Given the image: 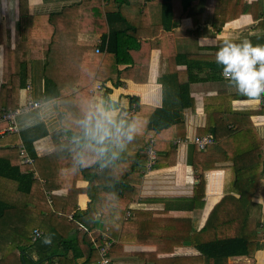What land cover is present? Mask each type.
Here are the masks:
<instances>
[{
	"label": "crops",
	"instance_id": "0c3cea01",
	"mask_svg": "<svg viewBox=\"0 0 264 264\" xmlns=\"http://www.w3.org/2000/svg\"><path fill=\"white\" fill-rule=\"evenodd\" d=\"M79 1L0 0V78L4 45L12 50L16 44L19 2L25 8L24 17L50 12L59 18L75 16L76 21L82 23L79 29L85 31V20L76 14L80 10L76 5ZM253 1L256 0H195L190 11L181 16L182 4L179 0H172L171 30L174 34L170 41L174 56L168 61L160 48L151 49L146 81L139 83L121 79L118 86H113L109 81L105 84L97 81L103 85V89L91 91L94 89L92 86L88 90V94H91L88 103L80 105L70 103L72 91L59 93L58 97L66 100L71 112L80 116L78 122L86 126L88 140L98 145L102 153L113 152L114 174L117 176L129 170L136 153L148 139L157 141L152 136L153 130L147 127L148 117L154 109L164 105L170 111H177L181 120L171 129V134H176L171 138V143L175 144V162L172 166L161 168L155 164L145 172L144 161L128 176L133 188L132 196L118 197V189L95 191L98 200L93 203L94 208L79 219L73 218V213L86 210L90 197L87 180L75 178V141L67 137L63 142L64 137L60 132L64 131L61 122L64 113L55 106L56 98L44 99L43 79L37 73L44 59L31 58L26 42L18 41L16 58L26 64L25 86L29 83L30 90L27 91L25 86L19 88L16 105L8 104L6 108H14L24 102L27 92L43 101L40 108L16 118L18 134L0 132V156H6L13 163L19 162L16 148L23 145L20 132L23 134V131L35 128L34 133H45L33 140V163L25 168L32 172L36 181L30 192L22 194L11 181H0V199L9 206L0 218V264H11L1 251L7 242L22 232L21 225L26 217L40 221L28 232L30 243L34 241L31 239L33 228L43 233L41 237L49 230L55 234L50 238L47 236L46 240L50 243L41 241L36 247L26 245L23 240L16 243L14 253L29 255L28 259L35 261L34 264H100L96 246L102 243V237L111 241L108 249L110 264H205V258L198 249V244L205 238L202 228L207 221L212 225L229 222L234 216L235 207L242 204L236 201L239 194L231 185V162L227 158L229 154L223 151L222 143L231 134L247 129L254 130L264 140V97L255 102L241 96L229 79L222 76L223 66L215 59L216 52L225 41L239 43L246 40L253 48H264V26L257 25L264 11V0H260L257 10L251 7ZM65 7H68V11L64 10ZM75 8L79 10L75 12ZM114 9V5L109 7V10ZM253 12H256L257 18H253ZM146 18L156 23L160 20L158 13L148 14ZM54 23L52 49L65 41L71 48L88 45L87 33L73 35L59 19ZM42 27V23H34L32 30L38 32ZM95 40L98 41V37ZM91 54L88 56L78 52L79 62L86 63L88 58H92ZM124 67L125 64L118 65V69ZM37 77L40 78L38 86L35 82ZM12 81L14 85L17 84L18 76L13 75ZM90 81L85 83V87ZM186 81L192 104L181 107L178 83ZM56 84L58 87L59 84ZM128 96L138 98L134 109L129 106ZM117 117L130 119L129 129L122 130V119L117 121ZM211 124L214 128L213 143L204 150H197L190 139L195 135L207 134ZM4 126L0 122V131ZM130 129L132 138L127 139L126 134ZM243 138L246 143L237 140L227 143V147L234 149L236 145L249 144V137ZM176 139L186 142L176 144ZM254 144L259 143L255 141ZM142 155L145 159V150ZM261 156L264 161V154L261 153L254 154L252 158L260 160ZM103 170L104 167L100 165L97 171L101 173ZM200 175L204 181L203 197L199 199L196 196L193 201V191ZM225 195L231 197L223 200ZM243 203V209L239 211L240 221L245 217V209L248 213L247 223L259 221L260 217L264 219V172L259 176L255 192ZM36 206L38 212H35ZM79 225L87 226L89 232L79 229ZM92 232L100 234L101 242ZM210 233L212 231L206 235ZM59 236L65 241H56ZM263 249L257 251L253 258L229 257L222 264H264Z\"/></svg>",
	"mask_w": 264,
	"mask_h": 264
},
{
	"label": "trees",
	"instance_id": "16d2710c",
	"mask_svg": "<svg viewBox=\"0 0 264 264\" xmlns=\"http://www.w3.org/2000/svg\"><path fill=\"white\" fill-rule=\"evenodd\" d=\"M179 1L183 8L181 16L187 14L195 3V0ZM259 4L260 0L253 1L251 3L252 9L257 10ZM76 5L80 9L76 14L80 19L85 20V31L89 36L86 43L92 47V58H88L86 63H80L81 67L77 73L78 79L76 80L78 85L75 90H70L72 91V94L69 95L70 103L71 101L76 105L88 103L91 95L88 94V90L94 86L96 81H101L103 84L109 81L113 86H118L121 79H131L139 83L146 81L149 55L153 48H160L168 61L174 56V49L170 41L171 35L174 34L171 30L173 20L172 0H80ZM112 5H114L115 9L109 10V7ZM24 9L22 2H19V28L16 32L15 47L9 50L4 45V62L0 78V112L8 104L11 106L16 105L17 92L26 83V64L18 61L16 58L17 51H19L18 41L26 42L25 45L30 49L31 58L44 59L43 71H45L47 59L53 50L52 44L56 25L54 21L59 19V21L65 23L66 20V18L54 16L51 12L24 17L26 13ZM67 9L68 7L64 8V10ZM154 13L159 14L160 20L158 23L146 18L148 14ZM252 16L253 18L258 17L256 12H253ZM34 23H42L44 27L40 31L35 32L32 30ZM257 25L264 26V11H262L261 19H259ZM96 37H98V41L95 40ZM95 48H98V52H95ZM121 64H125L126 67L118 69V65ZM13 75L18 76V82L15 85L12 81ZM42 79L44 99L50 100L56 98L55 106L64 113L61 118L64 131L60 132L63 135L61 137H64L63 142H66L67 137L75 141L74 151H76V155H74L75 159L73 161V167L77 173L75 174V178L87 180L88 182L87 193L92 204L90 205L89 203L87 209L84 211H75L72 217L79 219L81 215L90 212L94 208L92 205L98 200L95 191L118 189L119 193L116 196L124 197L127 194L132 196L133 188L129 184L128 176L135 168L137 169L139 164H144L145 159L142 153L146 149L149 139L143 147H140L139 152L136 153L134 160L130 163L129 170L124 175H115V164L112 161L113 152L109 150L102 153L98 145H94L88 140L85 133L86 126L78 122L80 116L71 112L65 99L58 97L62 90L57 87L56 82L45 74L44 77L42 76ZM88 81L90 83L85 87V83ZM107 90L105 93L108 92ZM128 97L129 106L133 103H138L136 96ZM178 99L181 107L192 104L189 98L188 81L178 83ZM89 117L92 116L89 115ZM148 118L147 127L153 130L152 136L157 140L154 146L157 153L155 164L161 168L172 166L175 162V144H172L171 140L176 134H171V129L181 123L178 112L170 111L169 108L162 105L160 108L154 109ZM120 119H122V130L129 129L130 119L124 120L122 117H117L115 120L118 121ZM208 127L209 132L207 134L213 137L214 128L212 124ZM34 130L35 128L27 129L23 131V134L20 132L23 145L31 157L34 156L32 153L33 140L45 133H34ZM243 137H249V144L236 145L234 149L227 147V143H234L237 140L239 143H246ZM225 140L227 141L222 143V147L223 151L229 154L227 158L231 162V185L239 194V197L236 199L237 203L242 204L239 206L240 209L234 210V216L230 218L229 222L224 221L212 225V223H208L207 221L202 228L205 238L198 244V249L205 258V264H222L229 257L245 256L253 258L255 253L264 246V241H261L258 235L251 230V224H255L257 221L251 224L247 223L248 213L246 209L243 214L245 217H242L241 221L239 218V211L244 206L243 202L249 200L255 192L259 184V176L264 172L262 156L260 160L252 158L254 154H264V147L262 146L263 150L261 149V143L264 145V140L260 139L257 133L251 129L240 130L231 134ZM255 141L259 144H254ZM16 149L12 150H16L19 162L13 163L6 156H0V181L3 179L9 180L16 185L18 192L28 194L36 181L32 172L25 169L29 168L31 164L22 163L18 148ZM191 163L194 164L193 161ZM100 165L104 167L101 173L97 171ZM260 165L261 168L259 169ZM198 178L199 182L195 185L193 191V201L196 196H199V199L203 197L204 181L201 175ZM230 197L231 195H225L223 200ZM124 199L130 200L128 198ZM8 207V204L0 199V218ZM86 228L88 229L87 226ZM210 228L213 230H210ZM208 231H212V233L206 235ZM51 232L54 233L49 230L47 236ZM92 235L97 241L101 242V236L98 232H92ZM55 240H64V238L61 239L59 236ZM36 241L34 240L32 243ZM29 262L27 263L24 255L19 254V264L36 263L30 259Z\"/></svg>",
	"mask_w": 264,
	"mask_h": 264
},
{
	"label": "rangeland",
	"instance_id": "374dc122",
	"mask_svg": "<svg viewBox=\"0 0 264 264\" xmlns=\"http://www.w3.org/2000/svg\"><path fill=\"white\" fill-rule=\"evenodd\" d=\"M77 10L79 9L75 8V12ZM65 24L67 28L70 29V33L73 35H81V34L87 33L86 31H82V29L81 30L79 29L82 23H79V21H76L74 17L66 19ZM68 46H70L69 43L65 41L60 46L53 49L51 55L47 59V65H46L45 71H43L44 63H42L39 66V69H40L39 72H37L39 73V76L41 75L44 77V74H45L48 78L58 83L63 93H67L66 91H70L71 89L75 90L76 86L78 85L76 81L78 79L77 73L79 71V68L81 67L79 58H78V52H80L82 55L85 54L88 56L92 53V49H91L92 47L90 45H86V47H82V48H71ZM35 82L37 84L36 86H38L40 84V78L37 77V81ZM96 83L97 81L94 83V86L96 85ZM34 98L36 99L37 97H34ZM39 99H42V98H39ZM3 109H7V108H3ZM24 114H21L19 116H22ZM22 197H25V196L23 195ZM235 209H240V207L236 206ZM35 212H38V206L35 207ZM43 213H44V210H43ZM260 218L261 219H259L257 223L251 224L252 226L251 230L254 231L255 234L258 235L261 241H264V237H263L264 219L262 217ZM22 223H23L21 225L22 232L20 231L21 232L20 234H16L17 238L14 237L13 239L10 240V242H7L6 246L3 248V251H1L3 255L5 254L4 257L8 259V261L11 264H19V253L15 254L14 253L15 249H13V248H16V243L19 240H23L24 243L26 245H29L30 247H36L41 241H45L48 238L47 237L48 233L46 232L45 235L42 236L37 242L30 243V240L28 238V232L33 226L39 224L40 221L32 217H26V219ZM54 235L55 234L51 232L49 234V238ZM263 252H264V249L262 250V253ZM8 253L9 255H13L14 257L9 256ZM24 256H25L27 263H30L28 259L29 255H24ZM263 262H264V258H263Z\"/></svg>",
	"mask_w": 264,
	"mask_h": 264
},
{
	"label": "clouds",
	"instance_id": "9594fccd",
	"mask_svg": "<svg viewBox=\"0 0 264 264\" xmlns=\"http://www.w3.org/2000/svg\"><path fill=\"white\" fill-rule=\"evenodd\" d=\"M215 59L223 66L222 76L229 79L241 96L255 102L264 97V48H253L246 40L239 43L225 41ZM131 131L126 134L127 139L132 138Z\"/></svg>",
	"mask_w": 264,
	"mask_h": 264
},
{
	"label": "built area",
	"instance_id": "2783aa9c",
	"mask_svg": "<svg viewBox=\"0 0 264 264\" xmlns=\"http://www.w3.org/2000/svg\"><path fill=\"white\" fill-rule=\"evenodd\" d=\"M95 52H98V48H95ZM26 90H30V85L29 83L25 86ZM103 87L99 83H97L94 86V89L91 91H99L102 90ZM43 100H38L34 99L30 92H27L25 101L22 102L21 104L15 106L14 108H7L3 109L0 114V122H3L5 126L2 128L0 131L1 133H7V134H18L19 133V128L16 123V118L24 113L31 112L35 109H38L41 107ZM132 109L136 107V105L133 103L131 104ZM213 137L211 135L205 134V135H195L190 139V142H192L197 150H204L208 145L213 143ZM181 142H186L185 140L182 141L181 139H176L175 143H181ZM155 140L154 139H149L146 149H145V165H144V170L145 172L150 171L154 166L156 162V150H155ZM18 153L19 157L21 159V162L24 164H32L33 159L32 157L28 154L26 151V148L21 144L18 147ZM79 229L89 232L88 229L83 226L79 225ZM42 232L38 229H33L31 232V239L36 240L41 236ZM94 242V238L92 239ZM111 241L107 237H102V243L98 244L96 246V249L98 251L99 257H100V264H110V259L108 257V249L110 246Z\"/></svg>",
	"mask_w": 264,
	"mask_h": 264
}]
</instances>
